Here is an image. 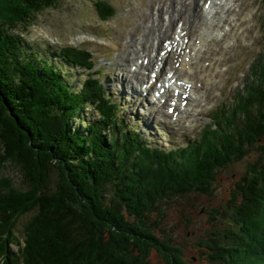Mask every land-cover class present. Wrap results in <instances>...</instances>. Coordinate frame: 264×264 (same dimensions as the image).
Returning <instances> with one entry per match:
<instances>
[{"label":"trees","instance_id":"16d2710c","mask_svg":"<svg viewBox=\"0 0 264 264\" xmlns=\"http://www.w3.org/2000/svg\"><path fill=\"white\" fill-rule=\"evenodd\" d=\"M54 5L56 0H13L12 11L0 20V162L2 153L14 160L25 187L18 191L26 197L0 205V247L16 218L38 209L25 234L40 247H34L35 259L25 254L26 264H141L152 244L162 245L156 229L167 200L202 192L201 185L214 191L215 171L252 154L224 212L215 211L222 227H215L207 245L215 264H257L253 248H264V58L257 78L222 113L228 130L205 136L199 145L155 147L126 123L120 100L96 76L99 70L92 71L93 61L72 47L71 55L57 51L59 63L86 72L74 89L63 69L24 48L21 37L10 32L33 25L38 13ZM87 106L94 119L85 117ZM80 114L84 129L75 126ZM134 221L151 233H130ZM248 224L250 238H244ZM259 229L263 238L253 243ZM248 243L254 259L239 261ZM168 249L178 264L180 250Z\"/></svg>","mask_w":264,"mask_h":264},{"label":"rangeland","instance_id":"374dc122","mask_svg":"<svg viewBox=\"0 0 264 264\" xmlns=\"http://www.w3.org/2000/svg\"><path fill=\"white\" fill-rule=\"evenodd\" d=\"M204 3L205 0H56V5L38 13L33 25H21L10 32L21 37L24 48L38 53L41 59L52 61L56 68L63 69L59 71L71 82L74 89H77L78 83L84 79L85 72L74 66L66 67L64 62L59 63L57 51L61 49L67 55H71L69 47H72L78 51L75 53L84 57L86 61L93 57L96 61L94 64L97 63L96 68L101 67V75L109 91L122 102L121 107H124L123 112L129 122L132 125L139 122L137 128L154 144L173 147L186 144L189 139L199 136L200 131H205L204 126L212 123L208 111L223 102L232 104L248 78L254 58L264 54L263 0H250L248 15L245 16V13L241 15L245 16L247 19L245 21L239 16L229 15L228 5L223 2L216 4L217 8L210 9V13L203 17L205 14L201 9ZM12 9L13 0H0V20ZM179 9L180 13L177 11ZM173 11L176 14L174 27L176 28L177 22H185L189 26L192 43H197L203 32L209 36L208 44L198 55L199 60L193 63L195 71H190L186 66L178 74L179 77L187 76L192 79L196 91L191 97L194 100L201 96L200 104L195 110H189L183 118L179 117L175 124L168 114L167 103L147 108L146 101H140V97L134 91L141 86L139 79L142 72L149 76L151 67L142 70L138 75L128 73L129 68L136 65L137 58L143 59L142 52L138 51V39H142L143 44L151 43L162 23L165 26L169 23L167 15ZM186 25L184 24L185 27ZM213 28H217V31ZM211 32L215 34L211 36ZM164 34L161 31L159 37ZM223 36L225 37L221 44L217 43ZM189 47L192 49L191 45ZM169 66L167 65V69ZM148 98L149 93L146 100ZM192 101H189V104ZM91 110L92 107L89 106L84 109L85 117ZM95 117L96 114H89L90 119ZM82 118L80 114L75 120L77 129L85 127ZM176 124L189 127V134L181 138V132L174 129L173 125ZM163 139L164 142H161ZM2 154L4 158L0 162V205H10L14 200L24 202L26 197L22 195V191H18L20 187L25 188L18 167L10 155ZM225 157L228 159L229 155ZM252 159L251 154L241 161H234L215 171L216 181H212L214 190L212 192L201 185L202 192L195 190L186 195L172 196L167 200L168 205H162L165 207L166 216L159 225L160 229H156L161 234L159 239L162 245L152 244L146 250L145 260L141 261V264H175L168 249L172 246L180 250L179 260H175L178 264H215L207 245L211 243L209 239L213 237L215 227H222L221 220L214 215L215 211L218 209L224 212V207L232 195V187L236 181H240ZM51 181L54 187L55 173L52 174ZM35 212L18 216L11 224L7 244L0 247V264H5L11 259L12 264H26L25 254H28L30 260L32 257L35 259L34 247H40L38 246L40 244H37V241L30 243L29 237L25 234L26 224ZM131 226L133 230L130 233L141 232L140 229L150 232L143 229L140 222L134 221ZM249 229V224L245 225L243 230L245 232L238 229V233L242 232V236L246 233L244 238H248ZM36 230L41 232V228ZM259 230L261 231H258L257 239L253 243L263 238L258 236L262 232V229ZM126 231L129 232V229ZM247 245L236 256L239 261L245 260V257L254 259L249 257L250 251H247L249 243ZM6 250L9 251V258L4 253ZM253 254L257 264L264 263L261 259L264 248H253ZM245 263H248L247 260L242 262Z\"/></svg>","mask_w":264,"mask_h":264},{"label":"bare ground","instance_id":"6f19581e","mask_svg":"<svg viewBox=\"0 0 264 264\" xmlns=\"http://www.w3.org/2000/svg\"><path fill=\"white\" fill-rule=\"evenodd\" d=\"M225 3L228 5L227 11H228L229 15H231L233 17L239 16L240 18H242V21L247 20L245 18V16H247L249 13V6L251 4L250 0H225ZM215 4L216 3L213 2L211 4V6H214ZM174 11H176V10H174ZM174 11L171 14L167 15L169 23L166 26L164 25V23H162V25L157 29V32H155V34H156L155 39H153L151 43L148 42V43L143 44L142 39H138L139 40V43L137 42L138 51L142 52L143 58L148 57L149 61H148L147 65H145L144 63H140V65H139L138 58H137L136 59L137 60L136 68L133 69L131 66L128 70L129 74L132 73L133 75L134 74L138 75L141 73L142 70H148V69H150V67L152 69L156 68L159 72H163V71H165L167 64H170L171 66L169 68L171 70L175 71V74H177L183 68L181 69V67H176L175 66V60L179 61L182 58V60H181L182 66L184 65V63L189 62V61L185 60V57L188 56V52L187 53H186V51L183 52V50H185L188 47V44L185 43L184 39L189 36V26H187L186 23L184 22L183 25L185 24L186 27H184V26L180 27L178 25V22H177V24H176L177 27L175 28L174 23L176 21V18H175L176 14ZM177 11H178V13H180L181 9H179ZM201 12L203 14H205L206 12L208 13V11L204 7L201 9ZM242 13H245L244 17L241 16V15H243ZM206 15L207 14L203 15V17ZM239 17H237V18L239 19ZM201 19H203V18H201ZM181 20H182V18H181ZM232 21L234 22L235 19H233ZM161 31H162V34L163 33H165V34H164V36L159 37ZM211 36H212V32H211ZM200 38H201L200 43L196 44L194 46L195 51L201 50V48L204 47L205 45H207V43H208L209 36L205 32H203V34L202 33L200 34ZM166 40H173L171 42L170 46H172L174 49H173V51L171 50L170 52H168V49H167L166 55L162 56V55H160V51L162 49H164V47L161 49L159 47L163 46L164 41H166ZM156 41H158V42H156ZM188 42H191V40H189ZM178 49H180V50H178ZM149 78H151V75L146 76L145 73L142 72V76L140 79L141 86H143L144 83H148ZM79 104L81 105V103H79ZM61 132H62V130H61ZM61 139H62V137H61ZM262 260H264V259L262 258Z\"/></svg>","mask_w":264,"mask_h":264}]
</instances>
